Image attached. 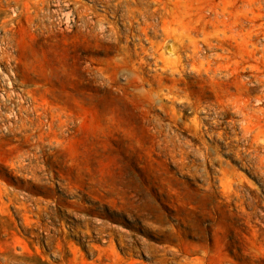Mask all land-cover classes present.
Listing matches in <instances>:
<instances>
[{
  "label": "rangeland",
  "instance_id": "374dc122",
  "mask_svg": "<svg viewBox=\"0 0 264 264\" xmlns=\"http://www.w3.org/2000/svg\"><path fill=\"white\" fill-rule=\"evenodd\" d=\"M188 139L264 199V0H0V264H264Z\"/></svg>",
  "mask_w": 264,
  "mask_h": 264
},
{
  "label": "bare ground",
  "instance_id": "6f19581e",
  "mask_svg": "<svg viewBox=\"0 0 264 264\" xmlns=\"http://www.w3.org/2000/svg\"><path fill=\"white\" fill-rule=\"evenodd\" d=\"M244 123H247V121ZM244 131L245 134H249V132L252 133L249 126H246ZM185 142L186 144L181 143L176 145V147L182 152V162L184 165L186 163L185 159L187 158L188 148L196 149V151L200 153V157H202L201 162H194L193 167L191 169H187V171L199 176L201 169H203L202 174L207 180L209 187L213 186V189L216 192L215 196L217 198H221L222 196L228 198L234 203V205L237 206L239 211L246 214L249 218H255L264 228V199L258 191L248 184V180L241 178L242 174H240V172L234 167L223 164L218 169L223 175L220 177L223 187L218 188L217 185L214 184L215 178L213 177V171L210 169L213 165H215L217 159L213 153L214 147H209L207 145L201 147L199 143L198 145L190 139ZM261 148L264 149V146L259 143L257 147L251 145L248 150L250 157L240 158L243 161V166L249 170L254 169L255 173L262 178L264 183V150ZM191 164L192 163L189 165Z\"/></svg>",
  "mask_w": 264,
  "mask_h": 264
}]
</instances>
